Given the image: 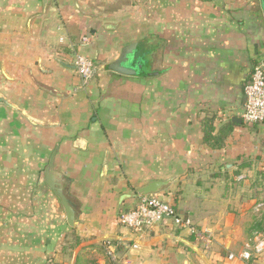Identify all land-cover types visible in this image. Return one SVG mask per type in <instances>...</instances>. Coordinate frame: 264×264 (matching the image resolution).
I'll use <instances>...</instances> for the list:
<instances>
[{
	"label": "crops",
	"instance_id": "crops-1",
	"mask_svg": "<svg viewBox=\"0 0 264 264\" xmlns=\"http://www.w3.org/2000/svg\"><path fill=\"white\" fill-rule=\"evenodd\" d=\"M134 42L142 69L108 70ZM78 55L95 63L87 81ZM259 64L263 0H0V264H111L108 240L126 264H264L262 204L233 185L264 172V123L204 143L206 122L216 134L242 120ZM53 158L74 228L45 181ZM155 181L209 231L208 253L170 221L131 248L119 216Z\"/></svg>",
	"mask_w": 264,
	"mask_h": 264
},
{
	"label": "built area",
	"instance_id": "built-area-1",
	"mask_svg": "<svg viewBox=\"0 0 264 264\" xmlns=\"http://www.w3.org/2000/svg\"><path fill=\"white\" fill-rule=\"evenodd\" d=\"M76 72L83 81L91 79L96 71L92 59L78 55L75 60ZM246 102L242 122L248 127L264 123V64L255 67L251 77L244 84ZM135 206L124 211L119 216V222L128 228L135 236L131 244L133 250H139L140 244L151 232L165 221H170L174 228L187 230L195 238V242L203 245L209 252L212 239L208 230L198 229L195 223L181 215L172 204L161 200L157 195H138ZM111 264H126L127 260L118 254V244L108 240L104 244ZM259 252V250L257 251ZM252 257L249 251H243L238 256L231 254L230 260L239 258L248 261ZM43 264H58L55 258L49 257Z\"/></svg>",
	"mask_w": 264,
	"mask_h": 264
},
{
	"label": "water",
	"instance_id": "water-1",
	"mask_svg": "<svg viewBox=\"0 0 264 264\" xmlns=\"http://www.w3.org/2000/svg\"><path fill=\"white\" fill-rule=\"evenodd\" d=\"M137 46L138 44L134 42L129 46L125 47L119 59L113 62L112 64L108 65V70L124 76L135 75L137 71H140L142 69V64L140 61V57L137 56ZM0 103L11 105V103L2 95H0ZM232 122L241 124L242 120L233 118ZM228 167L230 168V166ZM45 181L47 186L61 200V203L66 213L67 222L69 226L74 228L76 226L75 206L71 203V201L68 198V193L66 190V186L68 185V182L63 178V176L59 172L55 170L54 158L51 160L46 170ZM166 185H167L166 182H160V181L152 182L147 186L141 188L138 191V195L157 194Z\"/></svg>",
	"mask_w": 264,
	"mask_h": 264
},
{
	"label": "trees",
	"instance_id": "trees-1",
	"mask_svg": "<svg viewBox=\"0 0 264 264\" xmlns=\"http://www.w3.org/2000/svg\"><path fill=\"white\" fill-rule=\"evenodd\" d=\"M204 126V143L209 147L221 149L224 147L226 139L232 134L235 123L229 121L216 134H214V128L210 123L206 122ZM261 178L264 179V172H257V179ZM250 199L258 203L255 198L250 197ZM252 230L257 232H263L264 218L256 221L252 227Z\"/></svg>",
	"mask_w": 264,
	"mask_h": 264
},
{
	"label": "rangeland",
	"instance_id": "rangeland-1",
	"mask_svg": "<svg viewBox=\"0 0 264 264\" xmlns=\"http://www.w3.org/2000/svg\"><path fill=\"white\" fill-rule=\"evenodd\" d=\"M246 182L244 180H239V182H233V185L238 189H241L246 192L249 197L255 198L258 203H261L262 206L258 208V211L255 212V215L260 218H264V179H257V172H253L251 175H248ZM242 184V185H239ZM241 186V187H239Z\"/></svg>",
	"mask_w": 264,
	"mask_h": 264
}]
</instances>
